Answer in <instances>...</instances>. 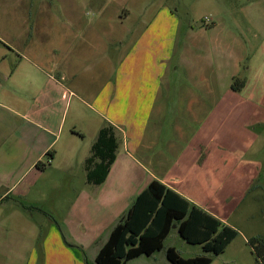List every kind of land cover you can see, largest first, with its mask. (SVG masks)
<instances>
[{
	"label": "crops",
	"instance_id": "obj_1",
	"mask_svg": "<svg viewBox=\"0 0 264 264\" xmlns=\"http://www.w3.org/2000/svg\"><path fill=\"white\" fill-rule=\"evenodd\" d=\"M60 1L68 5L66 14L79 6L75 0ZM102 19L105 29L98 48L100 56L88 70L75 64L76 58L85 61L84 46L76 50L62 40L61 48L51 39H41L54 37L57 31L53 29L6 33L9 43L0 35V204L27 172L39 169L36 163L43 164L48 151L52 158L56 155L51 148L70 102L64 86L46 71L56 68L55 56L64 60L62 64L66 60L74 63L68 69L75 90L69 94L79 103L73 108L72 119L85 123L79 106L90 105L82 97L93 101L94 116L90 120L95 119L85 123L91 140L89 150L99 129L107 123L113 126L118 142L105 180L100 184L87 182L88 188L84 184L75 191L58 219L63 240L50 225L27 264H37L39 259L41 264H85L87 245L102 240L97 253L112 226L152 180L237 230V236L210 264H255L247 238L258 233L250 232L244 216L231 221L236 206L226 197L212 203L211 188L216 181L214 164L244 165L239 177L245 182L257 174L255 164L246 163L244 155L262 140L264 95L261 86L258 94L247 92L257 77L247 76L239 91L231 89V78L239 73L244 59L242 48L217 34L213 36L210 29L180 30L166 14H157L148 26L133 30L122 51L113 56V16ZM64 20L60 32L66 40L69 30H74L69 26L70 16ZM77 27V33L83 34L84 28ZM119 42L124 44L123 40ZM86 71L90 72L88 78L84 76ZM258 82L264 86L263 78ZM90 85L93 90L87 92ZM67 146L74 151L72 143ZM89 155H83L84 162ZM3 223L2 216L0 244L7 242V225ZM237 237L243 240H235ZM29 242L35 246V241ZM11 244L16 242L11 240ZM15 253L16 248L11 249L7 257L0 246V264H16Z\"/></svg>",
	"mask_w": 264,
	"mask_h": 264
},
{
	"label": "rangeland",
	"instance_id": "obj_2",
	"mask_svg": "<svg viewBox=\"0 0 264 264\" xmlns=\"http://www.w3.org/2000/svg\"><path fill=\"white\" fill-rule=\"evenodd\" d=\"M75 3L79 4L78 8L75 4L74 9H77L70 10V14H66L68 5H61L60 0H0V35L6 40V33L13 35V31L17 30L53 29L57 31L54 37L41 39L46 41L51 39V43L61 48L64 46L62 40L68 41V44L75 46L76 50L79 46H84L85 61L76 58L75 64L88 70L94 66L100 56L98 48L103 39L102 30L105 29L102 18L113 16V43L110 45V50L113 48L114 56L118 51L119 53L122 51L126 41L131 39L129 35L132 32L148 26L157 14H166L171 23H177L180 30L210 29V34L213 36L217 34L223 37L225 42L239 45L244 52V59L239 73L235 76L257 77L247 92L258 94L261 86L264 95V86L258 82L259 78L264 79V0H75ZM78 14L80 18L77 17ZM66 15L70 16L69 26L74 31L69 30L65 40L60 30L64 28ZM76 25L84 28L83 34L77 33ZM96 32L100 34L99 37L96 36ZM117 36L122 37L117 40ZM120 40H123V45L119 44ZM81 41L83 43H80ZM12 56L15 61V55ZM54 61L57 64L56 68H47V74L52 79L60 81L70 102L61 122L58 138L51 148L56 151V155L53 158L52 155H45L42 160L44 166L27 172L18 181L19 184L9 197L0 204V219L3 216L5 222L3 225H7L5 228L7 242L1 243L0 246L7 257L10 250L14 251L16 248V264H27L30 261L32 250L36 251V244L39 248L38 243L43 240L50 225H54L60 240H63L58 219L66 212L75 191L84 184L86 188L89 187L85 179V162L82 157L90 154L91 140L85 123L94 116L91 108L94 107L93 101L82 97L90 105L79 106L80 111L85 114V123L76 121V118L72 119L73 108L77 102L79 103L69 94L71 89L75 90L69 73L74 63L71 64L70 60H66L65 64H62L64 60L56 56ZM171 71L173 72L172 69ZM259 71L260 75L256 76ZM84 76L90 77V72L86 71ZM92 90L93 86H88L87 92ZM230 103L231 101H228V104ZM213 105L215 107L216 102ZM70 143L74 146L72 152L67 146ZM231 160L238 162L232 157ZM244 160L246 163L255 164L257 170L256 176L248 182L239 177L244 165L229 162V164L212 166V174L216 179L211 186L212 203L217 204L226 197L228 202L236 206L231 221H234L236 216H244L250 232L261 236L264 235V132L259 146L246 151ZM241 231L247 233L244 229ZM8 236H12L11 240L16 242L15 245H10L11 240ZM29 240L31 243L35 241V246L30 244ZM235 240L243 239L237 237ZM101 241L90 242L85 248L87 258L92 264ZM168 246L175 247L182 257H192L202 253L200 245L187 243L172 229L163 241L161 250L149 256L140 255L125 264H171L165 256V249ZM54 261L55 259L52 263ZM37 264H41L40 259Z\"/></svg>",
	"mask_w": 264,
	"mask_h": 264
},
{
	"label": "trees",
	"instance_id": "obj_3",
	"mask_svg": "<svg viewBox=\"0 0 264 264\" xmlns=\"http://www.w3.org/2000/svg\"><path fill=\"white\" fill-rule=\"evenodd\" d=\"M244 77H233L231 89L241 90ZM118 146L114 128L107 123L98 131L85 160L86 181L102 183L115 159ZM46 155L51 156L50 151ZM41 162L36 167L42 168ZM174 229L189 244H198L202 253L182 257L173 246L165 249L171 264H210L223 252L238 232L222 223L163 183L152 180L134 198L125 214L112 226L106 241L94 258V264H125L140 255H151L163 248V241ZM247 244L255 264H264V235L250 236ZM85 264H90L83 253Z\"/></svg>",
	"mask_w": 264,
	"mask_h": 264
}]
</instances>
